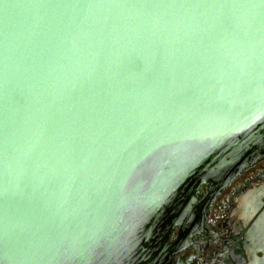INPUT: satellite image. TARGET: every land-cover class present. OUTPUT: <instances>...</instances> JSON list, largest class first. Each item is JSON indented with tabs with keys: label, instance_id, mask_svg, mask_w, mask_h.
<instances>
[{
	"label": "water",
	"instance_id": "obj_1",
	"mask_svg": "<svg viewBox=\"0 0 264 264\" xmlns=\"http://www.w3.org/2000/svg\"><path fill=\"white\" fill-rule=\"evenodd\" d=\"M263 161L264 0H0V264H177Z\"/></svg>",
	"mask_w": 264,
	"mask_h": 264
},
{
	"label": "flooded vegetation",
	"instance_id": "obj_2",
	"mask_svg": "<svg viewBox=\"0 0 264 264\" xmlns=\"http://www.w3.org/2000/svg\"><path fill=\"white\" fill-rule=\"evenodd\" d=\"M190 242L177 264H264V161L220 192Z\"/></svg>",
	"mask_w": 264,
	"mask_h": 264
}]
</instances>
